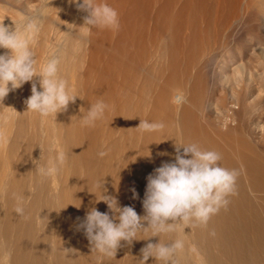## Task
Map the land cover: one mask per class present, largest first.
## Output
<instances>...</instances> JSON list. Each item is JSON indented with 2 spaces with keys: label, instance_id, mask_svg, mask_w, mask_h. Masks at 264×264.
<instances>
[{
  "label": "bare ground",
  "instance_id": "1",
  "mask_svg": "<svg viewBox=\"0 0 264 264\" xmlns=\"http://www.w3.org/2000/svg\"><path fill=\"white\" fill-rule=\"evenodd\" d=\"M65 1L38 15L44 24L34 51L39 67L56 50L70 94L81 99L56 117L25 111L32 83L39 90L34 77L0 101V264H95L77 218L107 206L93 203L89 191L104 178L108 194L143 215L146 177L174 159L175 143L215 150L222 167L239 172L228 205L207 226L185 228L180 264H264V82L254 74L260 67L245 56L247 78L233 71V58L220 56L222 67L214 59L211 73L222 80L209 82L204 61L211 53L203 36L187 27L203 0H107L119 13V29L90 35L84 28L71 31L86 13L67 9ZM177 91L185 96L179 106L172 102ZM97 99L109 110L95 126H83L79 116ZM143 120L164 127L145 132L138 127ZM38 165L57 171L42 176ZM157 240L122 242L105 264H134L130 256L139 259Z\"/></svg>",
  "mask_w": 264,
  "mask_h": 264
},
{
  "label": "clouds",
  "instance_id": "2",
  "mask_svg": "<svg viewBox=\"0 0 264 264\" xmlns=\"http://www.w3.org/2000/svg\"><path fill=\"white\" fill-rule=\"evenodd\" d=\"M69 3L86 13L82 25L77 27L69 24L72 26L71 31L84 28L90 35L97 28L119 29V13L107 0H69ZM39 29V17L35 15H25L23 25L18 27L14 24V28L0 20V49L7 50L0 53V101L10 91L38 77L39 90L37 84L32 83L31 95L25 100V111L42 117H56L70 103L81 98L70 94L69 83L61 75V59L56 50H51L43 65L38 67L34 46ZM172 102L177 106L183 104L184 94L177 91ZM89 105L79 118L83 126L93 127L97 121L104 119L109 104L103 99H97ZM138 127L145 132H153L162 129L164 125L143 120ZM174 150L172 161L162 162L146 177L141 201L143 215H139L133 206H121L117 196L108 194L104 178L95 182L96 191L88 190L95 196L93 203L103 202L107 206L105 212L93 206L82 220L77 218L79 223L76 224V230H82L87 238L90 254H95V264L115 260L122 242L131 245L133 241L152 237H158L157 242L147 243L140 250L139 259L125 256L132 257L134 264H147L149 258H154L157 264H180V257L186 250L185 228L207 226L211 217L228 205V197L236 191L238 170L222 167L221 156L217 151L203 149L197 143H175ZM144 157H150V153ZM63 159L61 154L60 161L63 162ZM37 171L47 176L57 169L38 165ZM130 191L132 199L139 197L134 187ZM80 205L81 201L74 206L79 208ZM16 211L22 214L23 208L18 207ZM144 233L149 235L138 238ZM162 236L174 238L162 240Z\"/></svg>",
  "mask_w": 264,
  "mask_h": 264
},
{
  "label": "rangeland",
  "instance_id": "3",
  "mask_svg": "<svg viewBox=\"0 0 264 264\" xmlns=\"http://www.w3.org/2000/svg\"><path fill=\"white\" fill-rule=\"evenodd\" d=\"M58 1L60 0H0V20L10 28H14V24L21 27L25 15L38 16L45 8ZM64 6L67 9L72 6L76 8L69 0L65 1ZM197 9L192 26L184 23L183 35L187 37L190 33L188 28L192 27L203 36L206 52L211 53L204 61L209 82L211 83L213 77L218 82L222 80V77L211 73L215 65L214 59L220 61L217 67H222L220 56H223L226 62L233 58V71L246 77L247 61L244 59L245 56L251 58V61L260 67V70L254 73L255 79L260 83L264 82V0H203L201 8ZM39 23L38 33L43 28V18H39ZM4 52L7 50L0 49V53Z\"/></svg>",
  "mask_w": 264,
  "mask_h": 264
}]
</instances>
